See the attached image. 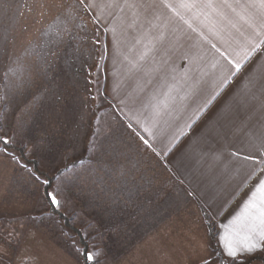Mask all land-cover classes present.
<instances>
[{"label":"rangeland","instance_id":"obj_1","mask_svg":"<svg viewBox=\"0 0 264 264\" xmlns=\"http://www.w3.org/2000/svg\"><path fill=\"white\" fill-rule=\"evenodd\" d=\"M62 2L64 13L59 0H0V140L26 157L0 143V264H84L89 253L93 264L211 262L200 210L156 159L138 153L105 98L100 30L75 0ZM80 17L86 22L77 30ZM58 21L78 37L34 31ZM49 183L70 227L50 210ZM134 200L142 208L134 209ZM153 202L160 222L170 219L174 235L167 238L181 240L164 242L151 219Z\"/></svg>","mask_w":264,"mask_h":264},{"label":"crops","instance_id":"obj_2","mask_svg":"<svg viewBox=\"0 0 264 264\" xmlns=\"http://www.w3.org/2000/svg\"><path fill=\"white\" fill-rule=\"evenodd\" d=\"M62 1L58 10L64 13ZM75 2L102 35L104 95L128 137L196 204L215 228L223 254L233 259L227 245L244 243L250 202L259 207L264 200V192L257 191L264 164L243 159L264 160L258 150L264 137V44L245 54L251 40L264 39V3L195 0L181 6L180 0H165L166 7L161 0H118L109 7L106 0H95L97 6L85 10L80 0ZM221 52L238 61L241 70L236 72ZM225 78L228 83L221 87ZM104 179L105 193L110 179ZM132 204L136 209L140 201ZM148 205L153 225L162 226L164 242L181 240L167 238L172 234L169 217L160 222L159 208ZM159 234L154 232L152 240ZM248 257L264 264V242L252 254L238 252L235 259Z\"/></svg>","mask_w":264,"mask_h":264},{"label":"snow or ice","instance_id":"obj_3","mask_svg":"<svg viewBox=\"0 0 264 264\" xmlns=\"http://www.w3.org/2000/svg\"><path fill=\"white\" fill-rule=\"evenodd\" d=\"M106 2H107V5L111 7L117 4L118 0H106ZM190 2L194 3L195 0H180L181 6H187ZM208 2L211 3L212 0H208ZM224 2L227 3L228 0H224ZM161 3H165V0H161ZM262 3H264V0H262ZM80 4L84 6L85 10H87L88 8H93L97 6L95 3V0H80ZM165 6L168 7L169 5L165 3ZM256 35L259 36L260 32L257 31ZM260 44H264V39H261L259 42H256L255 40H251L250 48L246 49L245 51L246 56L248 55V52L254 51L256 48L259 47ZM213 47H215V45H213ZM217 51H220V50L217 49ZM220 54L221 56H224L225 59H228V62L233 65L236 72H239L241 70V64L238 61L229 59V57L225 55L224 52H221ZM10 71H13V74H15L14 70H10ZM234 74L235 73H232L231 75H234ZM227 83H228V78H225V80L222 81L221 87L226 86ZM214 99H215V95L210 97L206 101V105H210ZM189 127H191V125H189ZM3 142L4 144H8V140L6 139ZM144 143L148 145L147 140H145ZM258 150L260 152V155L264 156V137L260 138V147ZM233 155H236V153H233ZM243 159L244 160L253 159L255 163L264 164V160H256L254 157H250V156H244ZM260 171L264 172V168H261ZM255 174L256 173L254 170L252 175H255ZM249 178H251V176ZM257 191L264 192V178L258 179ZM49 197H50L51 204L55 207H59L60 202L59 200H57L56 194L49 193ZM246 215L249 217L250 222L247 225L248 232L244 237V243L238 248L233 247L231 243L227 245L228 255L231 256L233 259L236 258L238 252H244L247 254L254 253L258 249H260L261 242H264V200L260 202L259 207H257L254 202H250ZM257 223L259 224V227H257ZM93 259H94L93 254H90V253L86 254L87 261H92ZM205 264H207V261H205Z\"/></svg>","mask_w":264,"mask_h":264},{"label":"trees","instance_id":"obj_4","mask_svg":"<svg viewBox=\"0 0 264 264\" xmlns=\"http://www.w3.org/2000/svg\"><path fill=\"white\" fill-rule=\"evenodd\" d=\"M18 4V3H17ZM26 7V6H25ZM21 8H24V4L22 6H20V9ZM78 18V16H75ZM86 21L80 17L79 18V27L77 28V30H81V27L83 28L82 24H84ZM91 22V21H90ZM92 24V22H91ZM32 26V25H31ZM94 26V25H93ZM38 27L35 25V28ZM59 27H63V28H66V24H64V22L62 21H58L56 25H50L48 26L47 28H51L50 30L46 29V30H34L36 33H65L67 34L68 36H66V39H69L70 38V34L72 33L74 36L76 35V37H78V32L80 31H71L68 30V29H65V30H62L60 29ZM96 27V26H94ZM76 42V41H75ZM58 51V50H57ZM61 50H59L60 52ZM99 68L100 70L103 69V62H101V64L99 65ZM0 143L2 145V147H4L5 149L7 150H15L17 152L20 153L22 159H25V154H24V151L22 149H19V148H15L12 144H4V142L2 140H0ZM30 163L34 166V172L36 173H40L38 172V166H37V163L35 161H30ZM49 181H51L49 178H47ZM53 181V179H52ZM51 188V183H49L46 187H45V198L48 202V204L50 205V210L53 214L59 216L60 219H63V220H66V218L64 217V215H62V213H60V211L51 204V201H50V197H49V189ZM203 219H204V222H205V226L208 230V238L211 242V248H212V252L214 254V257H213V260L211 262H214V264H253V262L255 260H257V257H248V258H241V259H228L224 254L223 252L221 251V249L219 248V245H218V242H217V236H216V232H215V228L212 227L209 222L206 220V218L203 216ZM66 225L70 227V224L67 222L66 220ZM84 247H86V244L84 242V240L82 239L81 240ZM210 261L207 263V264H210L211 263ZM83 263L84 264H93V263H90L86 260V257L84 255L83 257ZM95 264V263H94ZM199 264H205V262H201Z\"/></svg>","mask_w":264,"mask_h":264}]
</instances>
